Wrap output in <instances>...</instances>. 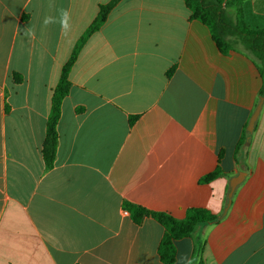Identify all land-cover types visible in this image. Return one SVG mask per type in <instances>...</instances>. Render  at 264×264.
<instances>
[{
    "label": "crops",
    "instance_id": "crops-1",
    "mask_svg": "<svg viewBox=\"0 0 264 264\" xmlns=\"http://www.w3.org/2000/svg\"><path fill=\"white\" fill-rule=\"evenodd\" d=\"M109 1L0 0V264H163V226L136 224L124 201L180 220L190 208L221 217L176 241L175 264H264V102L247 130L262 78L243 46L220 52L185 0H121L110 12L70 71L46 167L53 91ZM61 8L67 33L43 23ZM242 9L264 30V0ZM218 166L220 176L201 181Z\"/></svg>",
    "mask_w": 264,
    "mask_h": 264
},
{
    "label": "trees",
    "instance_id": "trees-1",
    "mask_svg": "<svg viewBox=\"0 0 264 264\" xmlns=\"http://www.w3.org/2000/svg\"><path fill=\"white\" fill-rule=\"evenodd\" d=\"M121 0H110L99 6V12L92 24L78 40L72 54L63 66L58 84L56 85L51 109L46 126V137L43 143L42 154L48 169L54 166L58 148V122L62 113V103L69 94L72 83L70 71L74 66L82 48L88 39L97 32L106 22L110 12ZM244 0H185L187 8L191 12V18L206 25L221 53L227 55L243 46L255 57L258 72L262 78L260 96L264 97V30H255L248 26L243 18L242 4ZM174 69L168 72L171 75ZM16 82H22L20 74L14 75ZM135 118L130 119L133 124ZM250 133L246 129L237 149L242 147ZM222 155L219 156L221 162ZM222 174L218 166L213 172L202 177L201 181L209 183ZM124 207L128 210L132 220L141 224L145 218L155 219L164 228V234L158 247V254L163 264H175L177 258L176 241L191 237L201 224H214L220 221V216L206 208H190L184 219H176L166 212L148 210L140 205L124 201ZM199 264H204L201 261Z\"/></svg>",
    "mask_w": 264,
    "mask_h": 264
},
{
    "label": "clouds",
    "instance_id": "clouds-1",
    "mask_svg": "<svg viewBox=\"0 0 264 264\" xmlns=\"http://www.w3.org/2000/svg\"><path fill=\"white\" fill-rule=\"evenodd\" d=\"M49 7H52V5L49 4ZM70 20H71V15H70L69 10L61 8V9H59V20L58 21L55 17L46 16L44 18L43 23L45 26H47L50 23L59 22L62 32L67 33L71 29ZM17 29H18L17 35H19L21 29H19L18 27H17ZM23 36L29 37V38H34V36H35L34 30L30 27H27L26 29L23 30ZM189 264H191V261H189Z\"/></svg>",
    "mask_w": 264,
    "mask_h": 264
},
{
    "label": "water",
    "instance_id": "water-1",
    "mask_svg": "<svg viewBox=\"0 0 264 264\" xmlns=\"http://www.w3.org/2000/svg\"><path fill=\"white\" fill-rule=\"evenodd\" d=\"M263 102H264V97H261L260 98V102L258 103L256 110L254 111L253 115L250 118V121H249V124H248V127H247V130L249 132H252L253 129H254V125H255V122H256V120L258 118L260 110L262 108ZM245 175H246L245 172H240L239 175H237L236 177H233L231 179L230 192H229V203H228L229 205L231 203V198H232V195H233L236 187L243 181Z\"/></svg>",
    "mask_w": 264,
    "mask_h": 264
},
{
    "label": "built area",
    "instance_id": "built-area-1",
    "mask_svg": "<svg viewBox=\"0 0 264 264\" xmlns=\"http://www.w3.org/2000/svg\"><path fill=\"white\" fill-rule=\"evenodd\" d=\"M126 213H127V211H126Z\"/></svg>",
    "mask_w": 264,
    "mask_h": 264
}]
</instances>
